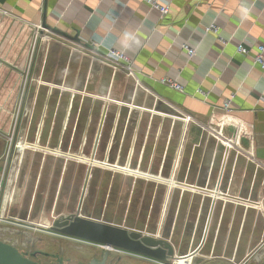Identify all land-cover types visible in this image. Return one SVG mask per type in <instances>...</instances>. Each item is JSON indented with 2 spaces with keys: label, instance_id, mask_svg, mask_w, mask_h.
Listing matches in <instances>:
<instances>
[{
  "label": "rangeland",
  "instance_id": "1",
  "mask_svg": "<svg viewBox=\"0 0 264 264\" xmlns=\"http://www.w3.org/2000/svg\"><path fill=\"white\" fill-rule=\"evenodd\" d=\"M37 38L19 84V97L14 102L6 99L3 105L9 111L2 126L8 124L9 130L0 134V242L40 264L56 261L29 254L38 251L58 256L61 262L70 260L66 264H88L92 258L101 262V253L107 251L105 264H114L118 257L115 264H163L67 238L34 222L40 214L48 220L49 211L57 220L64 214L76 215L80 203L79 213L85 219L166 239L181 259L195 249L204 232V211L195 207L205 197L196 195V189L226 204L232 198L231 176L238 177L246 189L257 169L262 177L256 182L252 203L264 194V190L258 193L264 171L246 155L233 122L221 116L200 120L187 115V120L184 112L159 98L154 105L151 93L134 87L135 74L88 49L49 35ZM47 44L50 48L44 51ZM89 63L93 69L85 88ZM23 142L27 150L16 181L23 195L17 204L6 206L11 170ZM179 151L180 160L175 163ZM209 169L210 179L204 185L203 173ZM233 197L237 202L246 200ZM208 262L200 258L195 264ZM249 264L257 263L251 259Z\"/></svg>",
  "mask_w": 264,
  "mask_h": 264
},
{
  "label": "crops",
  "instance_id": "2",
  "mask_svg": "<svg viewBox=\"0 0 264 264\" xmlns=\"http://www.w3.org/2000/svg\"><path fill=\"white\" fill-rule=\"evenodd\" d=\"M157 2L168 8L166 16L145 0H0V134L9 130L8 124L2 126L9 111L4 110V100L14 102L19 97L31 49L42 32L39 37L49 35L93 55L123 52L135 71L134 78L156 104L158 98L165 101L184 112L187 120L188 116L200 120L221 116L233 122L246 155L264 171V73L253 62L257 47L264 46V0ZM43 19L46 26L68 36L78 34L81 44L42 31ZM209 26L216 27L217 35L205 31ZM238 44L249 50L247 56L237 54ZM92 69V63L86 65L85 88ZM165 79L180 85L183 93L163 84ZM197 90L207 94L205 101L196 95ZM227 99L231 100L230 112L224 116L221 105ZM180 155L181 151L175 163ZM210 175V169L203 173L204 185ZM261 177L256 169L245 189L238 177L231 176L228 189L233 199L229 204L219 198L210 200V195L196 189V195L205 197L195 207L204 211V232L195 249L181 259L195 255L210 264H249L251 259L264 264V194L258 202L251 201ZM263 184L258 193L264 190ZM233 196L246 200L237 202Z\"/></svg>",
  "mask_w": 264,
  "mask_h": 264
},
{
  "label": "water",
  "instance_id": "3",
  "mask_svg": "<svg viewBox=\"0 0 264 264\" xmlns=\"http://www.w3.org/2000/svg\"><path fill=\"white\" fill-rule=\"evenodd\" d=\"M44 18H45V15H44ZM41 29L42 31H46L50 34L62 37L63 39L73 42L75 44H81L78 34H75L73 37L68 36L64 32L59 31L58 29L46 26L44 19L41 24ZM43 34L44 33L39 32L38 38L39 36H42ZM38 38H37V41H38ZM34 54H35V51H34ZM33 58H34V55H33ZM32 62H33V59H32ZM31 66H32V63H31ZM28 79H29V76H28ZM27 83H28V80H27ZM26 87H27V84H26ZM25 91H26V88H25ZM18 120H19V117H18ZM17 124H18V121H17ZM16 128H17V125H16ZM14 137H15V134H14ZM13 141H14V138H13ZM12 145H13V142H12ZM11 149H12V146H11ZM10 153H11V150H10ZM9 157H10V154H9ZM8 161H9V158H8ZM50 231L60 234L67 238L76 239V240L87 242L90 244L119 250L125 253L144 257L146 259H149L155 262H160L163 264H170L172 261H174L177 258L175 255L173 246L171 245L169 241L165 239H159V240L154 239L151 236H144L137 232L128 231L127 229L122 228V227H118V226H114V225H110V224H106V223H102L98 221H93L89 219H84V218H81L79 215L60 217L58 220L53 222L50 228ZM35 254L51 256L56 261V264H66L68 261H70V260H65L64 262H61L62 258L58 256L40 253L38 251H35L34 253H30L29 256L35 257ZM107 256H108V253L107 251H105L101 253V258H102L101 262L96 261L92 258L88 262V264H105V259ZM185 259L186 258H182V260H185ZM118 260H119V257L116 259V262ZM0 264H40V263H36L28 259L26 257V253L24 252L19 253L14 247L0 242Z\"/></svg>",
  "mask_w": 264,
  "mask_h": 264
},
{
  "label": "built area",
  "instance_id": "4",
  "mask_svg": "<svg viewBox=\"0 0 264 264\" xmlns=\"http://www.w3.org/2000/svg\"><path fill=\"white\" fill-rule=\"evenodd\" d=\"M145 2L150 5V7L156 11L159 12L161 16H166L168 14V8L164 6H160L157 2V0H145ZM207 33H212L214 35H217V29L215 26H209L205 30ZM219 40H222L220 37H218ZM224 43V42H223ZM236 52L237 54L247 56L249 54V50H247L245 47H243L241 44H238L236 46ZM99 57L102 58V60L110 63L114 67L121 68L128 72L130 75L134 76L135 71L131 65L130 60L127 58V56L123 52H117L114 50H109L103 54L96 53ZM193 55V51L189 50L187 52V56L191 57ZM253 62L254 64H257L260 66L262 72L264 73V46H258L256 49V54L253 56ZM163 84L167 85L170 89L174 90L178 93H183V89L180 85H178L176 82L171 81L169 79H165L162 81ZM196 95H200L203 98V101L206 100L207 94L203 93L201 90L196 91ZM230 99L224 100L221 105V112L224 114V116H229L230 112Z\"/></svg>",
  "mask_w": 264,
  "mask_h": 264
},
{
  "label": "bare ground",
  "instance_id": "5",
  "mask_svg": "<svg viewBox=\"0 0 264 264\" xmlns=\"http://www.w3.org/2000/svg\"><path fill=\"white\" fill-rule=\"evenodd\" d=\"M133 82L136 86H141L138 81L136 79H133ZM33 99H31L28 102V108L29 110L32 109L33 107ZM154 102V101H153ZM154 105H156V102H154ZM137 109V108H136ZM143 110V109H142ZM34 148V147H33ZM39 148V147H38ZM18 153L16 155V159L14 162V166L12 167L11 170V178H10V182H9V190L7 192V196L4 197V204H6V206H11L13 204H17L20 200L21 195H23V193H20L22 190L17 191L16 189V181L19 178V170H20V166L23 164L24 158H25V150H27L26 148V142H23L22 146L18 148ZM36 152H38V150H34ZM57 155V154H56ZM43 159V158H42ZM90 162V161H89ZM40 164H42V161L40 162ZM91 165V164H90ZM26 176V175H25ZM24 181V178H23ZM38 181V177L36 178V181ZM152 182V181H151ZM62 185V182L59 184ZM18 188V187H17ZM25 191V190H24ZM23 191V192H24ZM79 207H78V215L81 218H84L79 212L83 209L82 204L79 203ZM50 212V218L48 220H46L45 216L43 214H40V216L37 218V220L34 222L36 225L38 226H42L45 229H50L53 222L55 220H57V217L54 215L53 211H49ZM76 214V215H77ZM53 215V216H52ZM52 216V217H51ZM63 216H71V215H66L64 214ZM85 219V218H84ZM154 239H157L158 237H153ZM159 240V239H158ZM187 259H189L187 264H194L195 262V257L191 256L186 258L185 260H181L176 258L174 261H172L170 264H177L176 262H179V264H184V261H186Z\"/></svg>",
  "mask_w": 264,
  "mask_h": 264
},
{
  "label": "flooded vegetation",
  "instance_id": "6",
  "mask_svg": "<svg viewBox=\"0 0 264 264\" xmlns=\"http://www.w3.org/2000/svg\"><path fill=\"white\" fill-rule=\"evenodd\" d=\"M166 240V239H165ZM172 245V244H171Z\"/></svg>",
  "mask_w": 264,
  "mask_h": 264
}]
</instances>
